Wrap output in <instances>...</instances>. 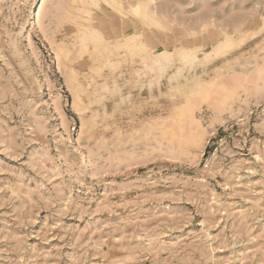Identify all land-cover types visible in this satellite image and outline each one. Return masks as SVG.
I'll return each mask as SVG.
<instances>
[{"label": "rangeland", "instance_id": "374dc122", "mask_svg": "<svg viewBox=\"0 0 264 264\" xmlns=\"http://www.w3.org/2000/svg\"><path fill=\"white\" fill-rule=\"evenodd\" d=\"M136 1L0 0V264H264V0Z\"/></svg>", "mask_w": 264, "mask_h": 264}, {"label": "bare ground", "instance_id": "6f19581e", "mask_svg": "<svg viewBox=\"0 0 264 264\" xmlns=\"http://www.w3.org/2000/svg\"><path fill=\"white\" fill-rule=\"evenodd\" d=\"M80 1H82V2H88V1H90V0H80ZM106 1H108V0H106ZM109 2H111V1H109ZM150 3L148 0L146 1V2H143V1H141V2H138L137 3V1H136V3L134 4V3H132V4H134V5H132V8H133V11L134 12H136V13H141L142 12V7H144V8H147L148 6H149V10L148 11H146V12H144L143 14H144V16L146 17L145 19H146V21H150V16H151V14L154 12V8H155V6H152V5H149L148 3ZM144 3H146L147 5L145 6V4ZM111 4V3H110ZM143 4H144V6H143ZM88 5V4H87ZM118 7V6H117ZM121 8V7H120ZM87 9H89V8H87ZM148 9V8H147ZM75 10H78V8H73V11L74 12H76ZM90 10V9H89ZM120 10V9H119ZM146 10V9H145ZM144 10V11H145ZM72 11V12H73ZM78 11H80L79 13H80V15H77V14H79V13H77V14H75L74 12L73 13H71L70 15L68 14V16L70 17V18H72L71 20H73V19H75L76 21L77 20H79L80 22H82V23H84V24H82V23H78V22H75L76 24H79L80 26H84V30L83 29H80V30H78L79 31V33H78V35H80V36H82V38H83V36H86V35H88V33H87V31L86 30H88V28L90 29V25H88L87 23L89 22V19H88V17H86V16H89V15H83L82 13H90L88 10H86L85 8L84 9H79ZM123 11V10H122ZM82 12V13H81ZM125 12V11H124ZM123 12V13H124ZM82 14V15H81ZM144 16H141V19L143 20V18H144ZM143 17V18H142ZM140 19V20H141ZM144 19V20H145ZM74 20V21H75ZM78 25V26H79ZM94 25V24H93ZM76 26V25H75ZM77 26V27H78ZM116 27V26H115ZM81 28V27H80ZM92 28H94V27H92ZM90 29V30H93V29ZM98 29V28H97ZM89 30V31H90ZM94 30H96V29H94ZM99 30V29H98ZM99 32V31H98ZM100 33V32H99ZM90 34V33H89ZM92 34V33H91ZM94 35V34H93ZM96 35V34H95ZM103 35V34H102ZM134 35V36H133ZM132 36L130 35V37H126V39H124V42H122V40L120 39H118V41H116L115 40V42H111L110 41V39H108L107 37L106 38H103L102 36H101V40H102V42H104V46H103V49H102V51L100 52L99 51V53H97L98 52V50L97 49H100L99 48V45L101 46V44H103V43H101V44H99L101 41H96V42H94L93 44H92V46L90 47V48H92L93 50L91 51V57H93V56H97V55H99L100 56V58H103V61H110V60H112V56H113V54H115V56H116V61H112V65H114V66H116V67H118L119 68V66L121 65L120 63V57H121V55H122V48H124V50H128V51H132L133 52V54H134V52H137L136 51V49L137 48H140V44H141V42H142V40H143V37H142V39H141V42H140V38H141V33H136V35H135V33L133 34ZM92 36V35H91ZM97 36V35H96ZM99 36H100V34H99ZM138 36H140V38L138 37ZM123 37V36H122ZM121 38V37H120ZM88 39V38H87ZM92 39H94V38H92ZM99 39V38H98ZM86 43V42H85ZM140 43V44H139ZM88 46V45H87ZM147 46V45H146ZM85 47H86V45H85ZM83 49V48H82ZM85 49V48H84ZM186 49V48H185ZM126 50V51H127ZM143 50V49H142ZM151 50L153 51V52H155V54H157L159 57L157 58L159 61L161 60L162 61V64L160 65V67H158V68H155V67H153V66H148L149 68H150V71H149V73H152V72H157L158 71V73L160 72V70L165 66V65H167V64H171V62H172V56H173V54L175 55V54H177V55H179V53H178V50H177V52H174V50H167L166 48H164L163 46H159V47H156V48H151ZM187 50V49H186ZM87 51V50H86ZM181 52V51H180ZM185 52V51H184ZM138 53V52H137ZM136 53V54H137ZM191 53V52H190ZM150 54V53H149ZM154 54V55H155ZM193 55V54H192ZM207 55V54H206ZM68 56V55H67ZM156 56V55H155ZM189 56V55H188ZM191 56V55H190ZM152 57V56H151ZM97 58V57H96ZM111 58V59H110ZM122 58V57H121ZM145 58V57H144ZM147 58V57H146ZM153 58V57H152ZM151 58V59H152ZM187 58V57H186ZM189 58V57H188ZM190 58H192V57H190ZM89 60H91V59H89ZM94 59H92L91 60V62L93 61ZM98 60V59H97ZM148 60V59H147ZM150 60V59H149ZM102 61V62H103ZM176 61V60H175ZM192 61V60H191ZM101 62V63H102ZM99 63V62H98ZM97 63V64H98ZM144 63V62H143ZM101 66V65H100ZM103 66V65H102ZM105 66H106V69H107V65H106V63H105ZM116 67H112L113 69H115ZM109 68V67H108ZM117 69V68H116ZM93 72V71H92ZM100 72V71H99ZM106 72V71H105ZM163 72V71H162ZM138 75H139V77H141L142 75H146V73L148 74V72L146 71V69H144V68H140L139 70H138ZM94 74V73H93ZM112 74V73H111ZM119 74V73H118ZM160 74V73H159ZM91 75H92V73H91ZM95 75V74H94ZM141 75V76H140ZM156 75L158 76V74L156 73ZM75 76V75H74ZM98 76H104V73L103 72H100L99 74H98ZM107 76V75H106ZM109 76V75H108ZM147 76V75H146ZM75 78V77H74ZM98 78V77H97ZM76 79V78H75ZM113 79V78H112ZM90 80V79H89ZM104 80H106V78H104ZM139 80V79H138ZM102 81V80H101ZM126 82H128V81H126ZM136 82V81H135ZM134 82V83H135ZM68 83V82H67ZM90 83V82H89ZM116 84V83H115ZM68 85V84H67ZM90 86V85H89ZM93 86H95V85H93ZM98 86V85H97ZM99 86H101L100 84H99ZM88 87V86H87ZM87 87H85V89L87 88ZM102 87V86H101ZM100 87V88H101ZM89 88V87H88ZM91 88V87H90ZM99 88V89H100ZM115 88H116V85H115ZM117 88L119 89L120 87H118V85H117ZM84 89V90H85ZM95 89V88H94ZM81 90H83V89H81ZM73 91V90H72ZM90 91V90H89ZM98 91V90H97ZM82 92V91H81ZM85 92V91H84ZM88 92V91H87ZM96 92V91H95ZM116 92H118V91H116ZM89 94V93H88ZM101 96V95H100ZM89 97V96H88ZM100 98H103L102 96L100 97ZM79 100V99H78ZM93 101H95V100H93Z\"/></svg>", "mask_w": 264, "mask_h": 264}]
</instances>
